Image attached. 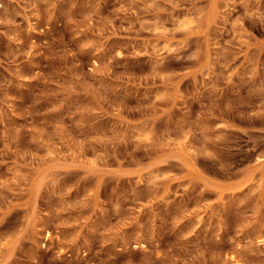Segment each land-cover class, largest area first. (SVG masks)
I'll use <instances>...</instances> for the list:
<instances>
[{"label": "rangeland", "instance_id": "1", "mask_svg": "<svg viewBox=\"0 0 264 264\" xmlns=\"http://www.w3.org/2000/svg\"><path fill=\"white\" fill-rule=\"evenodd\" d=\"M0 264H264V0H0Z\"/></svg>", "mask_w": 264, "mask_h": 264}]
</instances>
